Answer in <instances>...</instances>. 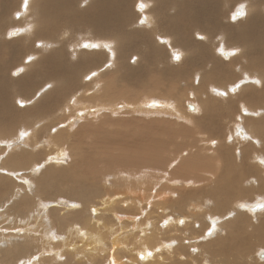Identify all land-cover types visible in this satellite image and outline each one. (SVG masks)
<instances>
[{"label":"bare ground","instance_id":"6f19581e","mask_svg":"<svg viewBox=\"0 0 264 264\" xmlns=\"http://www.w3.org/2000/svg\"><path fill=\"white\" fill-rule=\"evenodd\" d=\"M130 1H135V6L126 9V0H23L13 11V21L19 20L25 27L8 31L16 40L5 42L1 31L13 0H0V264H20L21 261L24 264H264V208L260 207L264 205V90H257L256 94L250 87L248 100L239 101V106L244 108L239 107L237 112L242 124L234 123L237 133L230 139L233 142H229L230 132H224L225 117L234 122L237 114L234 117L229 112L234 111L236 105L228 102L232 108H220L219 103L211 101L205 94L203 86L186 79L189 71L195 69L194 80L199 82L203 69H196L198 65L203 67L205 64L213 72L214 56L204 48L218 37L215 53L225 58L230 56L228 60L232 59V64L238 61L235 69L241 72L242 78L245 76V80L227 88L209 85L210 94L226 99L230 96L229 90L237 97L247 83L259 89L264 87V17L260 16L264 13V8L260 7L264 0L234 11L235 21L245 20L237 25H229L220 18V0H211L209 4L210 0H186L182 6H176L172 0ZM223 2L229 4L230 0ZM229 18H226L227 22ZM63 19L71 28L58 27V22ZM81 24L84 29H79L82 31L77 37L86 35L91 39L81 37V41L76 42L72 31ZM141 26L148 30L140 29ZM190 31L199 42L193 41ZM215 31H218L217 35ZM22 39L33 47V51L34 43L41 51L32 56L28 53L21 70L14 71L15 74L27 73L19 82L28 88L37 76L42 75L57 87L50 93L39 92L30 101L36 103V109L42 111L50 107L67 89L71 96L70 101L65 99L55 115H43L31 126L28 122L18 121L15 115L9 97L10 84L4 71L8 63L5 58L8 54L18 53ZM81 43L88 45L87 49L95 48L96 43L97 48L105 50L85 52ZM70 56L74 60L70 61ZM171 61L176 65L170 66ZM131 62L138 66L129 68ZM157 65L161 66L168 82L162 87L150 88L152 91L148 89L149 94L143 96L147 103L145 107L140 106L141 110L147 114L161 110L159 113L169 112L199 122L195 135L198 132L201 136L197 134L198 137L191 140L188 146L191 151L180 158L177 165L178 157L169 162V157L148 154L149 160L144 157L136 161L139 158L135 160L134 156L130 159L131 156L123 155L126 159L123 161L120 157L119 161L135 167L121 170L118 169L120 166L110 162L111 168L115 167L118 173L107 179L109 171H99L93 164V173L89 168L81 167L80 136L70 142L64 136L53 138L49 131L42 136L43 129L68 110L73 114L76 111L71 126L65 122L54 128L57 131L63 129L62 134L71 137V130L79 122L76 117L87 118L89 113L97 111L98 114L104 109L120 111L117 105L121 101H132L129 97H133V93L118 89L122 83L113 89L104 86L101 80L104 74L115 72L117 80L122 82L121 72L124 80L133 81L145 70L151 78ZM204 74L203 78H210L209 74ZM176 77L185 78L182 85L191 88L192 92L185 96L197 99L196 105L193 101H184L186 111L179 110L177 92L174 91L164 99L173 108L161 109L156 100L150 101L153 93L167 94L174 86L170 82ZM131 87L141 86L134 82ZM19 102L21 108L30 105L27 99L22 100L23 106ZM120 106L123 108L125 104ZM140 107L136 109L140 110ZM50 118L51 122H48ZM46 124L49 125L43 126ZM21 126L26 130L23 135L24 130L19 131ZM52 148L59 151L53 156L44 154ZM199 148L207 149L203 156L205 162L209 161L207 166L211 170L205 167L200 172L195 167L198 176L189 175L186 173L190 167L189 159H186L187 163L184 159ZM46 157L49 160L42 165ZM66 157L70 162H66ZM143 162L155 168L154 173L140 174L141 168L145 167ZM163 166H167L166 169ZM178 171L181 172L177 177ZM203 178L215 180L214 185L204 187ZM104 184L121 188L124 198L134 200L132 194L137 196L133 204L136 212L132 211L136 219L130 221L133 224L131 233L120 232L116 227L120 222L122 228L121 217L114 222L109 219L114 215H109L102 207L100 211L95 209L103 204L100 198L104 195L112 196L111 203L116 198L113 196L115 190H105ZM149 184L161 191L146 202L144 198L149 194L143 195V191L138 197L134 189H143ZM166 189L170 196L162 193ZM177 189L182 196L172 202L170 198L177 196ZM153 199L156 204L164 205L152 207ZM206 216L221 217L222 221L216 223L213 218L208 226ZM213 222L214 230L209 236ZM84 228L93 231L89 233L83 231ZM74 237H79L81 243L71 244ZM88 240L91 242L87 243Z\"/></svg>","mask_w":264,"mask_h":264},{"label":"rangeland","instance_id":"374dc122","mask_svg":"<svg viewBox=\"0 0 264 264\" xmlns=\"http://www.w3.org/2000/svg\"><path fill=\"white\" fill-rule=\"evenodd\" d=\"M126 1H128V3H126V9L128 8V6H130V7L135 6V1H130V0H126ZM185 1L186 0H172V3L176 4V6H182V4ZM255 1H257V0H230L229 4L228 3L225 4L223 2V0H220L219 6H218V10L220 11V18H222L223 21L229 25H237V23H239L241 21H245V20L238 19L235 21L234 14L232 15V13L234 11L236 12V10H240L242 8L245 9L246 6H248V4L255 3ZM22 2H23V0L22 1L21 0H13L12 5L9 7L10 9L6 11V23H5V25L1 31V34L3 35L2 40L5 42H11V41L16 40L15 37L11 36V34H9L8 31L15 30L17 28L23 29L25 27V25L23 23H21L19 20L13 21V19L15 17L13 14V11L16 10L18 8L19 3L21 4ZM136 2H140V1L137 0ZM210 2H211V0L208 1L207 4H209ZM260 7L264 8V5L262 2H261ZM71 10H72V8H71ZM81 10H83V9H81ZM1 12H2V9L0 8V13ZM74 12H76V8H75ZM260 16L264 17V13L261 12ZM225 17L227 19H228V17H230L228 20L229 22H227V19ZM16 19H19V18L16 17ZM66 26H69L71 28V25H69V23L66 22L65 19L58 22L59 28H65ZM74 28L75 29H73L72 35L73 34L75 35L74 40L76 42H80L81 37H88L86 35L81 36V37H77L78 33H80L84 29V25L81 24V25L75 26ZM80 28H82V30L79 31ZM140 29H146V27L141 26ZM146 30H148V29H146ZM179 31H181V30H179ZM218 31H215V35H217ZM190 33L192 34L194 42L200 41L199 38L192 33V31H190ZM69 35H71V32L68 33L67 37H69ZM165 36H167V35H165ZM10 37H12V39H10ZM86 39L90 40L91 38L88 37ZM217 39H218V37H216L214 39L212 44H208L204 48V49L209 50L210 53L213 54V56H214L215 62H214V66H213V72H212L211 67H208L205 64L203 65V67L198 65V66H196V69H197V67H201L203 69L202 70L203 73L201 74L202 77L199 79V82L196 83L194 80V74L196 73L195 69L189 71V75L187 76L186 79L189 80L190 82L195 83L196 85L203 86L205 88V94L210 98L211 101L219 103L220 108H223V109L232 108V106L228 105V102H230V105L231 104L236 105L237 108H235L234 111L229 112V114H231L235 117L237 112L240 111L239 107H241V105L239 106V101L240 100H248L249 95L247 93L249 91V88L252 87L253 88L252 92H255L257 94V90L263 91L264 87L259 89V87H257L256 85L253 86V84L247 83V85L241 91H240L241 87L239 88L240 92L237 93V97H234L233 96L234 93H232L231 90H229L230 96H229V98H226V99H223L221 97L210 94L209 88H208L209 85H210V87L211 86H217V87L227 88L230 85H234L236 82H238L240 80H245V76L242 78L241 72H239L235 69L238 61L234 62L235 64H232L230 62V61H232V59L228 60V58L230 56L228 58H225L222 54L220 56H218L215 53V49H216V46L218 44ZM85 43H89V42H85ZM19 44H20V47L17 50L18 53H16V54L14 53L12 55L8 54L7 57L5 58L6 60H8V63L4 66V71H5L7 81L10 84L9 97L11 98V100L13 102L12 107H13V110L15 111V115L17 116L18 121H20L21 123H23V122L27 123L28 122L31 126V125H33V122L35 120L41 119V117H43V115H47V114L55 115L57 113L56 110L61 107V105L64 103L65 99L68 98V100L70 101L71 96L68 95V89H67L63 94H61L59 96V98L57 100L53 101V103L51 104L50 107H47L42 111H38L36 109V103H31L30 101L37 94H39V92L43 91L45 93H50L54 89H56L57 87L53 86L51 84V82L49 80H47V78H45L42 75L37 76L34 79V82L28 88H26V86H23L24 84L19 82L22 79V77L24 75H26L27 73L24 74V71H22V72H18L15 74L14 71L15 70H21L22 65L25 62L24 60L27 57L28 53H29L28 56L29 55L32 56V55H34L35 52L41 51L36 43H34V46H35L34 51L32 50L33 49L32 46H29L28 43L23 42V39L20 40ZM94 45H95V48H97V46H96L97 44L94 43ZM139 46H140V44H139ZM193 46L197 47L196 45H193ZM80 47L83 48L85 52L87 50H92L91 52H98L101 50H105L104 48L102 49L101 47L97 48L96 50H95V48L87 49V48H85V44L83 46L82 43H81ZM70 53H71V50H70ZM46 54L47 53H45V55ZM132 58H133V55H132ZM71 59L74 60L70 56V61H71ZM26 61H28V60H26ZM227 62H229L228 65L225 64ZM171 63L172 64H169L170 66L176 65V62H174V61L173 62L171 61ZM131 64L133 66L130 65L129 68H135L136 66H138V63L134 64V62H131ZM94 69H96V68H94ZM257 70L259 72H262L261 69L257 68ZM123 71H125V70H123ZM204 72L206 74L210 75L209 79L206 80L205 78H203L205 75ZM119 73H120V78L124 82L123 81L119 82L117 80V79H119V78H117V74H115V72H110V73L104 74L105 77L101 76V80L104 82V86H107V87H110L113 89L117 86V84L122 83V85L118 86V89H123L126 92L133 93L132 94L133 97H129V99L132 101L136 100L135 102L121 101L117 105V107L119 108L120 111H110L108 109H104V110H101L98 114H96L97 111L95 113H92V114L89 113L87 118L76 117V120L79 122H76V126H74V129L71 130V137L65 136L64 134H62L65 132L63 129L57 131L54 128L57 125H59L60 123H65V122H67L71 126V118H73L74 114H76V111L73 114L72 111L68 110V112L65 113L63 116L58 115L57 117H55L52 120V124L49 127H46L43 129L42 136H45V133L49 131L50 135H53V138L64 136L66 138L67 142L72 141V139L78 140L77 136H80L81 137V145H82L81 158H80L81 167L89 168L90 171H92V173L94 171L93 170L94 166L99 171H101V170L103 172L109 171L107 173V175H109V176H107V179L109 177H113L115 173H118V172H116L115 167L111 168L110 162H114L115 163L114 165L120 166L118 169H121V170L125 169L124 167H126V168L130 167L129 169L135 167L134 165L133 166L132 165H129V166L123 165V161L126 159V158L123 159V155H125L124 157H128V156L130 157L131 156L130 159H132L134 156L135 160L137 158H139L136 161L142 160L144 157L146 158V160H149L150 156L148 157L147 156L148 154H151L152 157L154 155H157V154H160L158 156H163L164 158L169 157V162L173 158L178 157L179 159L175 162V164L177 165L179 160H181L180 158H182L183 156H186L188 154V152L191 151L190 148L188 147L191 140L195 139L198 136L199 137L201 136L198 132L196 133V135L198 134V136L195 135V131L198 130V126L196 127V125H198V124H196V123H199V122L194 121L192 119L191 120H188V119L186 120L185 118L182 119V118L176 116L175 114H172L169 112L159 113L161 110L158 111V113L151 112L148 114L144 110H141L143 108H141L140 106L145 107V105H146L145 103H147V100L143 99V96H145L147 93L149 94L148 89L155 88L157 86L162 87L165 83L168 82V81H166V77H164V74L161 71L160 65H157V69L154 72V74H151V78H150V76H147L148 74L146 75L145 70H143L140 72V75H141L140 78L136 77L133 79L134 82H136L137 84H139L141 86L140 88H138V87L132 88L131 86L134 85V82L132 80H129V81L124 80L122 78L123 73H121V72H119ZM149 78H150V80H149ZM89 79H90V76L87 80H89ZM184 79L185 78H177V77L174 78V82L173 81L170 82V83L174 84V86L171 90L168 91L167 94H165V93L164 94L163 93H153L154 95H152L150 97V99H151L150 101L156 100L158 105H160L161 109L164 107H165L164 109H166V107L168 108L169 106L172 107V105L166 103V101L164 99L166 98V96H168V94L171 91H174V92H177L175 94L177 95L176 98L178 99L177 103H178L179 110L186 111L187 108L184 105L185 100L187 103L188 102L191 103L193 101L192 104L196 105L197 99H195V96L194 97H188V98L185 96L187 92H189V91L192 92V91H191V88H189V87L186 88L185 85H182ZM263 79H264V75H263ZM124 84L127 85L128 87L123 86ZM137 90H139V92H137ZM150 91H152V89H150ZM135 93H139V94H135ZM161 94H163V95H161ZM181 95H183V98H180ZM222 96H226V95H222ZM23 99H27L28 102H30V105H27L25 108H21L19 106L18 102L22 101ZM122 104L123 105L125 104V106L123 108H121V106H120ZM138 106L140 107V110L136 109V108H139ZM219 106H217V107L219 108ZM155 107H157V106H155ZM149 109H158V108H149ZM242 109H244V108L241 107V110ZM163 111H165V110H163ZM85 114H87V112H85ZM158 114H161V115H158ZM238 116H240L239 113L237 114L236 118H234V122H230L228 119V116L225 117L226 128H225L224 132L226 134H228L230 132V134H229L230 136L227 137V140H229V142H233V140H230V139H233L232 135L234 133L235 134L237 133V132H234L236 130L234 123L238 122L240 125L242 124V121H241V119L239 120ZM106 121L108 124L106 123ZM48 122H51V118ZM48 125L49 124H46L43 126H48ZM23 128L24 127L21 126L19 131H23L24 130ZM163 129H165V130L163 131ZM158 130H161V131H158ZM183 130H184V132H182ZM25 131L26 130L23 131V134ZM160 132H162V133H160ZM163 133H165V134H163ZM191 136L193 138H191ZM239 139H242V138L239 136ZM138 148H139V150H138ZM140 150H142V151H140ZM206 150H207L206 148H199V149L195 150L194 152L189 153V156L184 159L186 163H187L186 159H189L188 160V163H189L188 166H190V167H188V171L186 173H189V175L191 173L192 175L198 176L197 170L195 167H198L199 168L198 171H200V172L204 171L206 169L205 167H207L208 170H211V168H209L207 166V163H209V161L205 162V160H204L203 152H206ZM58 151H59L58 148H55V149L52 148V150L46 151L44 154H48V156H53L55 154V152H58ZM139 152H141V155ZM126 155H128V156H126ZM139 155L141 156V158ZM120 157H122V159H121V160H123L122 162H120L121 161ZM47 160H49L47 157L44 158L42 165L47 163ZM116 161L118 164L116 163ZM66 162H70L68 157H66ZM121 163H122V165H121ZM91 164H93L94 166ZM142 165L145 166L146 168L145 167L141 168L140 174H142L143 172H146V171H147L146 172L147 174H149V172L154 173L153 171L155 170V168L150 167L148 165V163L143 162ZM166 167L167 166H163L164 169H166ZM156 170H158V169H156ZM160 172L165 173L164 171H160ZM179 172H181V171H178L176 173L177 177H178ZM139 176H141V175H139ZM203 179H205V182H203L205 184L204 187L214 185L215 180L213 182H211L208 180V178H203ZM145 188L146 189L148 188V189L144 190ZM104 189L109 191V192H114L113 190H115L113 196H116V198L111 203L110 200H111L112 196L108 197L107 195L106 196L104 195L102 198H100L103 201V204L96 206L95 209L97 211H100L101 207H102L103 209H105V211L109 215H114L112 217L110 216V218H109L110 220H112L114 222L117 221V218L121 217L122 218L121 222H123V226L121 228V224L119 222L116 224L117 225L116 227H118L120 232H122V231L128 232L129 231L128 233H131L130 229H131L133 224L130 221L136 219V217H134V216H136V214H133L136 212V207H133V204H134V202H135L134 200L137 198V196L132 194V196L134 198V200H132L131 198H124L122 196V192L120 191L121 188H117V187L113 188L109 185H105ZM139 190H141V191H139ZM168 190L169 189H166L162 193L167 194L166 196H170L171 193ZM143 191H144V193H143ZM159 191H161V188H159L158 190H155L154 186L152 187V184H149L147 187H144L143 189H139V188L134 189V193L139 194L138 197L141 195V193H143V195L149 194L146 198H144L146 200V202L151 200V197H157V193H159ZM178 191H179V189H177V191H176L177 196L175 198H172V197L170 198L172 202L174 199L178 200L181 198L182 194L180 191L179 192ZM119 195H121V197H119ZM118 199H120V200H118ZM130 199H131V201H130ZM171 201L169 200L168 203H171ZM151 205H152V207H154V206L162 207L164 204H160V205L156 204L155 199H153ZM210 205L212 206V204H210ZM109 207H110V209H109ZM132 211H133V213H132ZM140 211H141V209H140ZM127 216H129V217H127ZM170 217H172V216H170ZM213 218H212V216H206V219H208V221L206 220L208 226L212 222L211 220ZM217 218H218V220H217ZM217 218H214L217 220V221L215 220L216 223H218L219 221H222L221 217H217ZM94 219H97V216H94ZM103 219H105V218H103ZM83 231H88L90 233L93 230L90 228H84ZM188 231H190V230H188ZM118 233H119V231H118ZM72 241L73 242H71V244L81 243L79 237H74ZM90 242H91V240L87 241V243H90Z\"/></svg>","mask_w":264,"mask_h":264},{"label":"snow or ice","instance_id":"6c2138e0","mask_svg":"<svg viewBox=\"0 0 264 264\" xmlns=\"http://www.w3.org/2000/svg\"><path fill=\"white\" fill-rule=\"evenodd\" d=\"M141 7H142V5H141ZM201 38H202V37H201ZM87 46H88V45H85V47H87ZM29 59H31V58H29ZM176 59L179 60V59H180V56L177 55V56H176ZM233 91H235V89H233ZM221 94H223V95H227V93H221ZM19 103L21 104V106H23V102H22V101H20ZM22 135H23V133H22ZM214 143H215V142H214ZM74 206H75V205H74ZM260 207H261V208H264V205H261ZM93 211H95V209H93ZM181 223H183V221H181ZM214 224H215V222H213V229H212V230H209V232H208V235H209V236L212 235V231L214 230ZM20 264H24V261H21Z\"/></svg>","mask_w":264,"mask_h":264},{"label":"water","instance_id":"95a60500","mask_svg":"<svg viewBox=\"0 0 264 264\" xmlns=\"http://www.w3.org/2000/svg\"><path fill=\"white\" fill-rule=\"evenodd\" d=\"M237 14H240V12L238 11ZM189 107H190L191 110L194 109V107L191 104L189 105Z\"/></svg>","mask_w":264,"mask_h":264},{"label":"clouds","instance_id":"9594fccd","mask_svg":"<svg viewBox=\"0 0 264 264\" xmlns=\"http://www.w3.org/2000/svg\"><path fill=\"white\" fill-rule=\"evenodd\" d=\"M135 59V58H134Z\"/></svg>","mask_w":264,"mask_h":264}]
</instances>
